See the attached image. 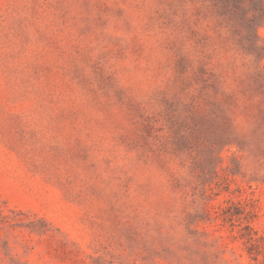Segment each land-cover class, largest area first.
Returning <instances> with one entry per match:
<instances>
[{"label":"rangeland","instance_id":"374dc122","mask_svg":"<svg viewBox=\"0 0 264 264\" xmlns=\"http://www.w3.org/2000/svg\"><path fill=\"white\" fill-rule=\"evenodd\" d=\"M0 264H264V0H0Z\"/></svg>","mask_w":264,"mask_h":264},{"label":"clouds","instance_id":"9594fccd","mask_svg":"<svg viewBox=\"0 0 264 264\" xmlns=\"http://www.w3.org/2000/svg\"><path fill=\"white\" fill-rule=\"evenodd\" d=\"M14 7H15V5H13L11 3H4L3 4V11H4L5 15H8L9 13H11V11ZM147 86H148L147 84L141 85V87H147Z\"/></svg>","mask_w":264,"mask_h":264}]
</instances>
